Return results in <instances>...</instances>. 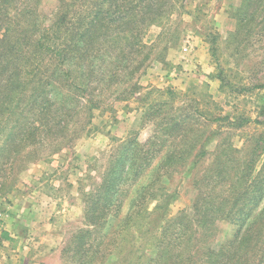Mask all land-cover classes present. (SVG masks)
<instances>
[{"label":"rangeland","instance_id":"374dc122","mask_svg":"<svg viewBox=\"0 0 264 264\" xmlns=\"http://www.w3.org/2000/svg\"><path fill=\"white\" fill-rule=\"evenodd\" d=\"M0 264H264V0H0Z\"/></svg>","mask_w":264,"mask_h":264},{"label":"trees","instance_id":"16d2710c","mask_svg":"<svg viewBox=\"0 0 264 264\" xmlns=\"http://www.w3.org/2000/svg\"><path fill=\"white\" fill-rule=\"evenodd\" d=\"M244 89V88H243ZM111 185H113V184H108V186H104V187H107V190H106V195H109L111 192H112V189H111ZM111 191V192H110ZM2 236L4 237V238H6V234L4 233V234H2Z\"/></svg>","mask_w":264,"mask_h":264}]
</instances>
